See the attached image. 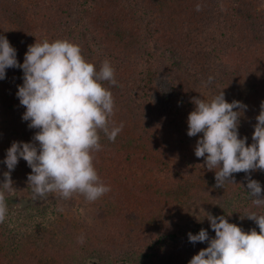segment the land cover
Listing matches in <instances>:
<instances>
[{
	"label": "trees",
	"instance_id": "trees-1",
	"mask_svg": "<svg viewBox=\"0 0 264 264\" xmlns=\"http://www.w3.org/2000/svg\"><path fill=\"white\" fill-rule=\"evenodd\" d=\"M112 3L113 0H0V35L5 25H17L20 40L13 47L19 63H23L29 45L46 39H67L80 46L85 60L97 71L103 61L111 64L117 83L103 84L112 92L113 113L120 118L109 120V126L123 124L114 142L100 138L101 149L93 152L98 176L111 189L96 199L110 205L107 213L95 217L79 239L64 247L26 238L17 245L20 249L13 248V236L0 223V264H90L96 247H102L104 252V245L113 240L134 244L136 250L126 263L144 264L151 258L155 264L161 259L188 264L207 243L185 240L182 235L188 230L187 221L182 222L179 215L176 225L174 219L170 220L175 231H154L149 222L159 216V208L177 209L182 202L185 212L179 208L180 213L194 220L197 215L193 216L192 208L220 202L212 216L224 215L235 224L250 212L264 214V205L253 204L243 172L233 174L235 183L217 187L215 171L207 169L203 157H196L195 145L202 134L187 135V117L195 104L186 84L188 78H197L202 68L230 58L233 51L244 52L247 45L260 51L264 10L248 8L241 0L226 3L219 10L202 0H124L114 7ZM159 4L167 6L170 18L179 24L176 32H172L170 20L161 24L154 17ZM120 5L130 13L118 21L116 11ZM177 8L179 12L174 11ZM181 14H187V18ZM236 59L226 66L225 76L239 72L244 63L254 60L251 56ZM178 70H183L187 78H180ZM7 72L13 77L23 76L20 68H7ZM247 110L240 117L238 131L248 142L255 123L248 120ZM3 161L0 156V173L4 175L8 169ZM133 172L137 174L131 175ZM251 179L259 181L264 189V171L252 172ZM207 190L211 200L205 198ZM232 194L236 203L226 199ZM252 228L259 232L258 225L250 219L246 231Z\"/></svg>",
	"mask_w": 264,
	"mask_h": 264
},
{
	"label": "clouds",
	"instance_id": "clouds-1",
	"mask_svg": "<svg viewBox=\"0 0 264 264\" xmlns=\"http://www.w3.org/2000/svg\"><path fill=\"white\" fill-rule=\"evenodd\" d=\"M7 68L23 71V83L17 86L16 95L25 108L22 119L37 131L30 142L14 141L7 149L3 163L8 171L0 182V223L8 212L5 192L13 191L11 172L20 158L32 170L27 183L34 200L50 193L63 199L79 193L95 201L108 193L110 187L100 180L94 167L93 152L101 149V132L114 142L123 128L122 123L109 126L114 98L103 82L117 83L111 64L105 60L97 71L85 60L80 46L67 39L29 45L21 64L16 49L0 35V80L6 77ZM192 102L195 108L187 117V135L202 134L195 155L204 158L208 170L215 171L216 186L235 183L233 174L243 172L253 204L264 205V190L259 181L251 179L252 172L264 171V101L251 144L238 131L247 105L237 100L229 103L222 89L210 99L194 97ZM245 216L255 221L259 232L256 228L244 231L224 215L208 214L215 237L210 238L204 228L197 234L189 232L190 242H207V247L193 255L188 264H264V214L250 212Z\"/></svg>",
	"mask_w": 264,
	"mask_h": 264
},
{
	"label": "rangeland",
	"instance_id": "rangeland-1",
	"mask_svg": "<svg viewBox=\"0 0 264 264\" xmlns=\"http://www.w3.org/2000/svg\"><path fill=\"white\" fill-rule=\"evenodd\" d=\"M119 1L124 0H113L112 6H116V3ZM236 1L237 0H202V3L204 2L206 5L209 2L210 8L219 10L220 6L222 7L226 3H236ZM241 1L246 3L245 6L248 8L250 6L256 10H264V0ZM159 5L160 6L156 7L155 14H153L154 17H156L161 24H167L170 20V23L173 24L171 30L172 32H176L179 24L175 23L170 18L167 6L165 7L163 4ZM179 10L180 8H177L174 11L179 12ZM129 13L130 12L126 11L121 5L120 7L118 6L116 11V14H118V21L127 18ZM181 15L183 18H187V14ZM126 20L127 19H125V21ZM18 33L17 25L15 24L11 26L9 24L5 25L1 32L3 36L7 37L12 46L17 45V39L20 40ZM258 50L260 51H255L252 47H248L247 45L244 52L233 51V55H231L230 58L226 57L218 64L216 63L213 66L202 68L199 72V74H201L197 78H188L186 81L189 97L192 99L194 97L210 99L222 89L225 94V99L229 103L233 100H237L247 105V112L249 113L248 120L256 123V116L259 114V112H257V107L264 101V42L262 43V47L260 46ZM247 56H251L254 60L251 63H244L245 66L242 67L239 72H232L229 76L224 75L226 73V66L232 64V61L236 58V60H239L241 57L244 58ZM213 71H217V73ZM178 72L180 78H187L183 76V70H178ZM10 73L11 72H7L6 77L0 80V156L3 159H5L7 149L11 146L12 142H30L34 133L37 131L36 129L29 128V122L22 119L25 108L20 104L16 93L18 91L17 86L23 83V76L22 78L13 77ZM209 77H212L211 82H209ZM113 118L119 120L118 118H120V115L113 113V115L109 117V120L112 121ZM241 131H243V129ZM251 136L248 137V144L252 143ZM240 137H242V135H240ZM100 138L102 141H105L107 136L101 132ZM31 171L27 162L23 158H20L17 166L11 172L13 191L5 192L8 212L3 224L5 226L4 228H7L6 231L13 236V248L20 249L17 245L21 242H26V238L31 242L40 243L47 241L61 247L72 244L87 230V226L93 222L95 217L99 214H106L110 209V205L108 207L107 204L97 202V200L88 201L79 193H73L68 199H63L55 193H50L47 197L34 200L31 187L28 186L27 183V177ZM135 174L137 173L133 172L131 175L134 176ZM243 174L246 175L245 173ZM3 180L4 175L0 173V182H3ZM211 181L212 180H209V182ZM206 193L205 198H210L211 193H208V190ZM223 195H225V193H223ZM226 199L236 203L233 194ZM219 203L220 202H218V204ZM181 204L182 202L177 204V209L165 206V210L159 208V216L155 218V221L151 220L149 222V227L157 231H161V229L175 231L174 225H176L177 215H179L183 219L182 222L187 221V229H191L189 232L192 234H197L201 228H204L207 230L209 237L214 238L215 234H213V229L210 226L207 215H212V211L215 212V210L218 209V204L213 201L210 205L205 207L198 204L199 207L196 206V208L191 209L193 216L197 215V218L194 220H191V218L188 219L186 215L180 213L182 210L184 211ZM144 206H146L145 202ZM179 208H182V210ZM147 210H153V208H148ZM173 219L175 220L174 225L170 223V220ZM232 219H234V217L230 220ZM236 224L240 226L242 230L246 231L247 227L250 225V219L247 217L245 219L239 217L236 220ZM188 230L186 232H188ZM186 232H184L185 235L183 234L182 236L184 239L186 238L185 240H189ZM203 243L205 244L207 242ZM104 246V252L101 251L102 247H96L97 251L92 253L90 257V264H133L126 263L128 261L127 258L136 250L132 242L113 240L108 243V245ZM188 247H190V245ZM175 262V260L170 261L161 259L156 262V264H176ZM144 264L155 263H153L151 258H147Z\"/></svg>",
	"mask_w": 264,
	"mask_h": 264
}]
</instances>
